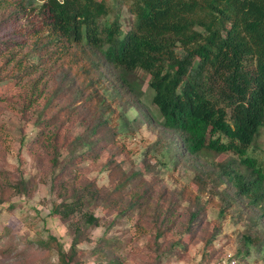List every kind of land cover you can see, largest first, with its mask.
<instances>
[{"label": "trees", "instance_id": "1", "mask_svg": "<svg viewBox=\"0 0 264 264\" xmlns=\"http://www.w3.org/2000/svg\"><path fill=\"white\" fill-rule=\"evenodd\" d=\"M126 8L124 31L97 0H0V84L15 87L0 97V115L7 109L34 131L0 120V150L16 131L52 169L51 216L70 238L67 249L52 234L25 243L53 251L55 264H82L91 230L125 219L137 234H154V264L180 259L198 232L210 262L230 217L236 258L248 264L253 253L264 264V169L248 154L264 127V0H129ZM140 71L162 118L150 121L174 138L173 166L185 168L188 184L170 189L146 157L142 166L118 158L130 155L119 139L121 125L137 119L127 113L144 94ZM98 163L106 182L89 176ZM35 187L0 169V203ZM174 232L181 236L157 242ZM11 250V240L0 248ZM89 253L96 264H127L116 239L99 238Z\"/></svg>", "mask_w": 264, "mask_h": 264}, {"label": "rangeland", "instance_id": "2", "mask_svg": "<svg viewBox=\"0 0 264 264\" xmlns=\"http://www.w3.org/2000/svg\"><path fill=\"white\" fill-rule=\"evenodd\" d=\"M97 1L102 2L111 10L110 18H113L114 14L119 15L120 24L124 31L129 28L132 19L126 8L129 0ZM17 27L18 25H13L7 28L6 31L17 29ZM23 28L25 29V27ZM138 74L143 78L142 88L144 94L138 103V110L130 109L127 113L129 120H134L135 117L137 119L124 127L121 125V137L123 139H119L129 148L130 155H120L118 158H124L127 163L134 161L142 166V160L146 157L151 166L159 170L160 178L170 189L184 183L188 184V177L184 174L185 168L181 165L177 168L173 166L170 152L172 151L171 140H174V138L156 121H150L152 118L157 121L162 118L157 107L151 102L153 91L148 87L147 76L142 71ZM14 89L12 81L2 82L0 84V97L12 93ZM0 120L10 123L11 127L13 125L15 127L23 126V131L28 137L34 134L32 125L29 122L21 121L7 109H4L1 113ZM137 122H141V125L133 132ZM79 129V127H76L75 131ZM17 139L18 133L13 131L10 140L4 142L1 146L0 169L8 170L12 174L20 172L24 176L32 178L36 183V187L28 197L6 195L7 201L0 203V248L10 240L13 244V250L0 251V264H55L56 257L53 251L40 250L29 243H25L26 238L34 237L37 234L43 236L52 234L63 243L65 249L69 247L70 238L66 233L65 223L51 216V207L57 201L55 193L51 190V181L54 174L43 160L39 161L29 156ZM149 153L150 155H147ZM248 154L254 156L264 169V127L261 128L255 143L249 148ZM107 156L108 152H105L99 161H104ZM166 166H168L167 171L164 170ZM101 170V165L98 163L95 165V169L89 173V176L94 177L99 182H106V175ZM12 203L13 208L9 209L8 205ZM96 214L102 216L103 213L97 210ZM215 216L216 210L213 208L208 209L207 220ZM109 218L110 216H106L105 221H108ZM131 222L132 220L125 221V219H121L108 228L105 226L93 228L91 230V241L79 245V248L83 250L80 254L82 264H96V260L89 253V250L97 243L99 238L104 236L116 239L119 242L120 250L126 257L127 264H154V254L158 250L154 234H137ZM238 230V225L234 224L233 219L230 217L223 222L222 231L213 240V246L217 252L210 260L236 253L238 243L236 233ZM2 236L5 237L2 238ZM180 236V233L174 232L168 234L165 240L160 238L157 242L165 246ZM202 236L203 233L198 232L196 238L189 243L187 250L181 255L180 259L175 258L166 264H205L209 255L204 252ZM237 259L239 264H244L240 257H237ZM247 260L248 264H261V261L256 260V255L253 253Z\"/></svg>", "mask_w": 264, "mask_h": 264}, {"label": "built area", "instance_id": "3", "mask_svg": "<svg viewBox=\"0 0 264 264\" xmlns=\"http://www.w3.org/2000/svg\"><path fill=\"white\" fill-rule=\"evenodd\" d=\"M206 264H239V262L234 254H227L219 259L207 262Z\"/></svg>", "mask_w": 264, "mask_h": 264}]
</instances>
